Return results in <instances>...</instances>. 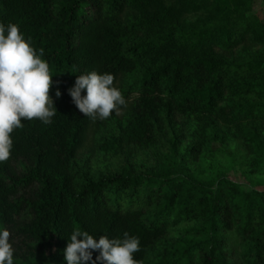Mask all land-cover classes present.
<instances>
[{"label": "trees", "instance_id": "1", "mask_svg": "<svg viewBox=\"0 0 264 264\" xmlns=\"http://www.w3.org/2000/svg\"><path fill=\"white\" fill-rule=\"evenodd\" d=\"M259 3L0 0V23L18 24L43 51L57 112L48 124L22 120L0 162V227L10 233L13 264H64L74 229L96 238L137 236L140 264H264V191H245L228 176L205 183L186 169L136 173L132 158L181 116L207 122L203 132L219 121L233 125L250 159H264V52H251L264 51V20L253 14ZM236 52L241 59L231 63ZM93 70L111 73L126 101L104 120L85 117L67 93ZM93 128L106 131L93 150L103 163L127 154L117 174L95 178L78 165ZM127 199L133 206L124 209ZM156 203L161 209L151 212ZM143 208L153 213L147 220ZM170 218L199 227L192 241L182 237L158 254Z\"/></svg>", "mask_w": 264, "mask_h": 264}, {"label": "clouds", "instance_id": "2", "mask_svg": "<svg viewBox=\"0 0 264 264\" xmlns=\"http://www.w3.org/2000/svg\"><path fill=\"white\" fill-rule=\"evenodd\" d=\"M42 56L43 51L31 46V38H25L18 24L0 23V162L8 159L11 133L22 127V120L48 124L57 113L49 96L52 75ZM113 82L111 73L93 70L79 74L67 93L85 117L104 120L126 105ZM55 96L59 98V90ZM139 250V238L127 232L118 238L104 234L96 238L86 230L74 229L67 238L63 260L64 264H140L134 258ZM93 252H98L95 260ZM13 258L10 233L0 227V264H13Z\"/></svg>", "mask_w": 264, "mask_h": 264}, {"label": "rangeland", "instance_id": "3", "mask_svg": "<svg viewBox=\"0 0 264 264\" xmlns=\"http://www.w3.org/2000/svg\"><path fill=\"white\" fill-rule=\"evenodd\" d=\"M143 9L147 11L146 8ZM253 14L264 20V2L262 0L254 8ZM135 15L140 16L141 10H136ZM251 52L262 53L264 51L260 47H255ZM240 59L239 52L229 56L231 63L238 62ZM219 123L220 125L209 128L206 132H203V129L207 122H189L181 116L176 118L174 130H169L168 125L164 124L153 147L133 149L134 171L136 173L170 172L171 175H175L180 169H186L205 183L215 181L221 176H228L245 191L254 189L264 191V159L258 162L250 159L241 139V132L239 130L237 132L233 125H224L226 124L224 121H219ZM261 132L264 137V130ZM105 133L106 131L102 129L100 131L95 128L91 129L87 143L76 159L83 171L90 172L95 178L117 174L124 168V161L127 157V154H124L118 159L103 163L100 155L97 152L93 153L95 144L105 137ZM74 171L80 172L79 167L75 166ZM128 196L130 197V194ZM114 201L115 197L112 198V203ZM156 204L154 205L156 209L153 207L151 212H158L161 209L159 203ZM132 206L131 199H127L123 203L124 209ZM143 210L146 211L144 218L147 220L153 213L149 214L148 208H143ZM168 221L169 231L165 240L157 245L158 254L168 247L175 249L174 243L182 237L188 236L189 241H192L195 238L194 230L199 227V224L192 219L178 224H174L172 218ZM154 254V252L150 253L148 260H151Z\"/></svg>", "mask_w": 264, "mask_h": 264}]
</instances>
